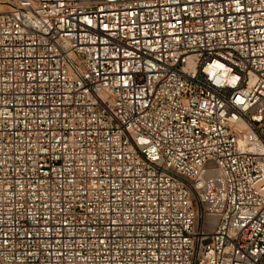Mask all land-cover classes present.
I'll use <instances>...</instances> for the list:
<instances>
[{
  "label": "built area",
  "instance_id": "1",
  "mask_svg": "<svg viewBox=\"0 0 264 264\" xmlns=\"http://www.w3.org/2000/svg\"><path fill=\"white\" fill-rule=\"evenodd\" d=\"M0 264H264V0H0Z\"/></svg>",
  "mask_w": 264,
  "mask_h": 264
}]
</instances>
